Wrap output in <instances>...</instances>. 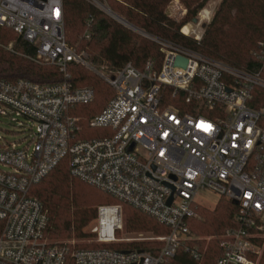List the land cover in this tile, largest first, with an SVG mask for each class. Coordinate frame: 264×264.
I'll return each instance as SVG.
<instances>
[{"label":"built area","instance_id":"1","mask_svg":"<svg viewBox=\"0 0 264 264\" xmlns=\"http://www.w3.org/2000/svg\"><path fill=\"white\" fill-rule=\"evenodd\" d=\"M86 1L112 17L105 4ZM168 13L177 20L186 10L174 0ZM0 28L32 44L35 60L56 66L65 79L57 85L0 82V118L10 126L0 134V264H175L176 254L202 264L204 252L190 221L205 207L197 200L203 191L236 206L235 227L222 237L216 264L260 263L264 109L250 102L252 89H264V81L137 32L159 47L158 72L151 63L143 71L131 64L116 72L95 69L84 52L66 43L62 0H0ZM181 33L196 42L203 34L187 27ZM259 47L264 62V42ZM68 64L86 68L114 91L88 122L99 137H77L81 119L69 110L90 104L94 91L67 81ZM167 94L175 105L167 104ZM65 158L70 176L154 219L168 234L117 240L121 206L102 205L89 229L94 248L48 241V219L31 189ZM143 242L160 247L127 252L105 247Z\"/></svg>","mask_w":264,"mask_h":264},{"label":"trees","instance_id":"2","mask_svg":"<svg viewBox=\"0 0 264 264\" xmlns=\"http://www.w3.org/2000/svg\"><path fill=\"white\" fill-rule=\"evenodd\" d=\"M98 1L151 37L185 47L233 69L257 75L264 81V62L259 59V44L264 42V0H221L217 11L204 27L199 42L184 36L181 29L196 19L209 0H177L186 10L180 21L171 18L168 13V7L174 0ZM62 14L67 45L77 53L84 52L95 69L116 72L131 64L143 71L145 65L151 63L152 72L159 71L163 55L155 43L115 22L86 0H62ZM10 44L11 48L8 49ZM35 56L36 50L32 44L11 29L0 28V82L26 80L37 85H57L65 81L56 66L39 63ZM67 75V81L74 88L88 86L94 91L90 104L69 110L70 116L81 119L78 139L99 137V132L90 129L88 122L105 109L114 97V91L80 65L68 64ZM166 102L175 105L168 94ZM250 105L264 109V89H252ZM31 196L41 203L46 213L48 222L45 236L53 243L92 237L84 229L96 219V209L102 205L121 206L123 227L127 233L168 234L167 228L154 219L70 176L66 158L32 187ZM235 212L236 206L223 198L213 209H197L198 216L190 221V228L204 252L202 264H216L220 258V242L235 227ZM153 244L154 249L160 247L159 242ZM105 247L120 252L147 250L142 243H118ZM173 262L193 264L182 255L177 258V254ZM259 264H264V254Z\"/></svg>","mask_w":264,"mask_h":264},{"label":"rangeland","instance_id":"3","mask_svg":"<svg viewBox=\"0 0 264 264\" xmlns=\"http://www.w3.org/2000/svg\"><path fill=\"white\" fill-rule=\"evenodd\" d=\"M221 0H209L207 4L203 7V9L197 14L196 19L194 21L188 22L184 27H187L189 31H199L203 33L204 27L210 22L211 18L217 11ZM183 7V6H182ZM184 8V7H183ZM178 11V10H177ZM206 15V17H205ZM182 17L177 16V21H180ZM116 22V21H115ZM118 23V22H117ZM186 31V30H185ZM9 130L10 126L8 125V121L6 119L0 118V134H4L3 130ZM197 200L200 204H203L206 209H213L214 206L219 201L217 195L213 194L209 191H203L198 194ZM95 221V220H94ZM92 221L85 229L84 232L89 234V229L91 225L94 223ZM142 236L144 239L154 238L156 236L149 233H127L123 227V217H122V229L117 232L116 239L123 242L126 239H137ZM93 237L82 239V240H67L63 242L74 243L76 246H86V247H95L96 245L92 243ZM120 244V243H119ZM130 244V243H126ZM136 244V243H135ZM138 244V243H137ZM141 244V243H140ZM147 248L151 247L152 244L150 242H143ZM154 247V246H152Z\"/></svg>","mask_w":264,"mask_h":264},{"label":"water","instance_id":"4","mask_svg":"<svg viewBox=\"0 0 264 264\" xmlns=\"http://www.w3.org/2000/svg\"><path fill=\"white\" fill-rule=\"evenodd\" d=\"M112 15V19L114 20V21H116V22H118L119 24H121L122 26H124V27H126L127 29H129V30H131V31H133V32H137V33H140V34H142L143 32L142 31H140V30H138V29H136L135 27H133V26H131L130 24H128L127 22H125L123 19H121L120 17H118L117 15H115V14H111ZM171 200V199H170Z\"/></svg>","mask_w":264,"mask_h":264}]
</instances>
